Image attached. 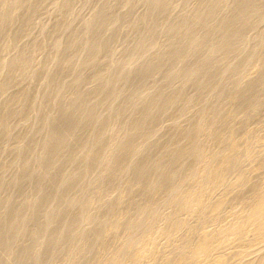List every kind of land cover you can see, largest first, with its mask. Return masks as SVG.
<instances>
[{
    "label": "rangeland",
    "instance_id": "374dc122",
    "mask_svg": "<svg viewBox=\"0 0 264 264\" xmlns=\"http://www.w3.org/2000/svg\"><path fill=\"white\" fill-rule=\"evenodd\" d=\"M59 1L63 7L59 6ZM102 1L32 0L15 13L12 11L14 0H0V16L16 17L13 24H5L0 28L3 31L0 36V180L12 182L21 162L30 158L29 153L25 155L18 149L26 145L32 133H37L36 123L49 119L55 121L64 114L69 116L71 112V115H81L97 108H100L101 114L109 106L136 100L143 92L142 97H149L148 94L155 95L161 90L168 93L173 88L177 90L183 87L187 88L184 93L188 97L203 83L215 81L216 78L220 80L225 76L227 81L232 74L236 75L235 90L223 100L221 96L220 99L213 100V103H219L222 107L220 119L207 118L210 111L204 112L202 105L195 101L189 112L177 117L182 118L181 126L196 125V143L191 154L182 151L179 163L186 159V172L174 182L170 192L157 185L158 172L149 175L141 192H138L139 186L133 171L142 161L151 159L152 153L141 151L134 157L127 153L123 160L114 162L112 157L116 146L105 136L102 141L106 142L103 149L105 157L99 159V172H95V161L81 163L86 176L85 179L78 178L75 185L91 178L95 180L101 171L108 168L111 171L106 183L112 181L118 172L121 174L120 178L109 186L104 184L97 188L88 187L87 184L83 186L81 183L78 187L82 188V192L101 196L100 199L87 200L84 208L75 207L84 220L73 227L69 219L74 212L61 211L45 236L36 231L38 221H33L30 224L31 231H28L30 234L16 242L17 249L14 248L8 262L15 261L24 241L36 238L42 239L45 246L39 255H33L31 264H40L41 261L44 264H264V85L260 83L264 74V40L258 37V31L249 30L246 42L235 46L233 53L224 57L222 63L229 69H226V74L218 72L217 77L209 74L210 76H206L208 78L190 80L188 84L177 81L181 85L184 83L183 86L175 81L167 82L168 86L163 81L160 86L162 81H158L155 84L158 88L161 87L160 91L155 85L151 89L147 87L148 91L143 88L144 90L138 89L137 92L136 89L126 88L123 90L124 94L120 93L122 96L103 94L104 98L99 93L90 91L94 83H86L82 93L92 95L93 99L88 102L92 108L86 103L77 108L65 109V113L58 109L59 113L54 106L41 104L39 96L52 80L54 59L59 55L73 57L70 47L76 48L77 44L69 40L70 36H87L86 33L81 35L82 30H77L84 21L100 19L107 28L101 36L108 38L110 44L95 53L96 60L88 64L82 74L75 73L67 77L70 87L77 81L74 80L75 77L88 82L95 72L108 74L117 61H126L128 43L136 41L134 37L139 31L137 23H140L145 10V0H111L106 14L103 18H98L94 14L96 7L106 0ZM179 2L174 1L175 4ZM30 7L35 8L34 13ZM70 8H73L72 12L69 11ZM229 9L226 8V12ZM115 13H121L122 20L112 26L108 22ZM22 17H27L28 20L25 21ZM166 23L170 25V21ZM167 28L169 27L165 25L156 28V45L151 44L141 51L142 62L153 57L156 52L154 47L161 46L163 50H168L169 39L162 33ZM93 37H90V41ZM17 56L18 61L12 62ZM138 65L139 62L134 67ZM192 83H196V87ZM244 85H247L245 88L252 87L247 99L246 95H241ZM59 94L66 95L68 100L63 99L65 104L72 102L73 94ZM41 108L43 111H40ZM171 123L173 122L165 121L164 128L170 127ZM4 126L7 129L2 135L1 128ZM168 131H163L162 135ZM79 135L82 140H86L93 133L81 131ZM93 142L94 139L91 145ZM41 148V140L34 141L31 145V150L40 152L43 160L49 161L52 158L49 156L50 150H40ZM92 148L87 152L96 155L97 148ZM36 166L37 164H32L31 170ZM42 179L43 177L36 176L31 182L36 185ZM2 194L8 193L0 192V210H6L9 205L14 204L10 200L6 201L9 205L2 201ZM8 195L14 198L16 205L22 203L21 209L31 211L28 218L34 220L31 213L37 208V204L33 194L22 195L19 190H15ZM109 203L113 205L112 212L100 211ZM61 207L58 205L54 209ZM93 219H99V222L92 231L89 227H93ZM5 236L2 235L3 238ZM49 241L51 246L47 245Z\"/></svg>",
    "mask_w": 264,
    "mask_h": 264
},
{
    "label": "bare ground",
    "instance_id": "6f19581e",
    "mask_svg": "<svg viewBox=\"0 0 264 264\" xmlns=\"http://www.w3.org/2000/svg\"><path fill=\"white\" fill-rule=\"evenodd\" d=\"M174 1L145 0V10L140 23H137L139 31L134 37L136 41L128 43L126 48V61H117L115 67H112L108 74L104 72L93 73L88 82L80 77H75L74 80L77 81L70 87L67 77L75 73L82 74L88 64L96 60L95 53L100 49L107 48L110 44L108 38L101 36L107 28L100 19L84 21L77 30H82L81 35L86 33L87 36H82V38L79 34L70 36L69 40L77 44L76 48L70 47L73 57H61L59 55L54 59L55 67L52 80L41 91L39 102L64 111L65 109L77 108L80 105L83 106L86 103L88 105V102H91L92 95L82 93V88L85 87L86 83H94L90 91H95L100 96L103 94L115 96L122 92L124 94L123 90L126 88L136 89L138 92V89L142 90L147 87L151 89L153 85L157 87L158 81H162L159 83L161 86L163 81L164 84L169 81L170 83L182 81L188 84L190 80L202 79L209 74L217 77L218 72H225L228 68L222 63L224 57L232 54L235 46L246 42L248 38L246 33L249 30L258 31V37L264 40V0H179V4H175ZM14 2L12 11L17 13L18 8L30 4L32 0H14ZM110 2L111 0H106L102 5L97 6L94 16L103 18L110 7ZM58 4L63 7L61 1ZM30 8L31 12L34 13L35 8ZM226 8H230L229 11L226 12ZM69 11L72 12L73 8H70ZM21 19L28 20L27 17ZM121 20L122 14L115 13L110 17L108 24L113 26ZM14 21H16L14 15L0 16V28L5 24L11 25ZM166 21H170L169 26ZM160 25L169 27L162 32L169 39V48L165 51L161 46L154 47L156 52L153 57L142 62L141 51L151 44L156 45L158 37L156 28ZM2 34L3 31L0 30V36ZM92 36H94L93 40L90 41ZM64 49L68 50L69 48ZM18 58L19 56L11 61L17 62ZM134 62H139V65L134 67L137 64ZM229 76L227 81H225L226 76L225 79L220 80H216L215 77V81L199 85L200 87L193 91L194 94L188 97L184 93L187 88L183 89L182 87L175 90L170 85L173 91L165 93L161 92L164 90L160 91L161 87H157L160 91L159 93L156 90L158 94L147 93L150 95L149 97L147 95V97H142L144 92L142 94L139 91L141 95L138 96L139 98L136 97V100H128L119 105L109 106L101 114L99 113L100 108L95 106L98 110H90L92 107L88 105L90 111L83 112L81 115H71V112L69 116L64 114L65 117L57 118L55 121L49 119L44 122L40 121V124L36 123L35 130L37 133H32L26 145L18 149L25 155L29 153L30 158H25L21 162L18 170L14 173L15 179L12 182L0 180V192L4 191L11 194L13 191L19 190L22 195L31 193L35 196L37 208L31 213L34 220L28 218L31 211L21 209L22 203L16 205L17 202L11 195L2 194V201L7 203L6 201L10 200L14 205L7 203L9 205L7 209L0 210V264H31L33 255L37 256L44 250L45 242H42V239L35 238L24 241L15 261L13 263L8 262L14 248L17 249L16 242L30 234L28 231H31L30 224L33 221H38L36 231L44 235L61 211L66 213L72 210L74 212L72 218L69 219V223L72 222L73 227L84 220L79 211L75 210V207L82 206L84 208L87 200L100 199L101 196L100 194L82 192V188L78 187L82 182L78 186L75 183L78 178L85 179L86 176V172L82 171L81 163L95 161L97 163L95 172H99L101 166L99 159L105 157L103 149L106 147V142L102 143L105 136L116 146V152L112 157L114 162L123 160L127 153H131L133 157L141 151L152 153L151 159L142 161L133 171L134 179L139 186L138 192H141L143 183L145 184L146 179L154 172H158L157 185L164 188L166 192H170L174 182L186 172V159H182L179 163L182 151L191 154L192 147L196 143L195 134L197 130L194 127L196 125L181 126L182 118L177 117L184 116L189 112L195 101L202 105L204 112L210 111L211 114L209 113L207 118L220 119L222 107L219 103L213 102L215 99H220V96L223 100L235 90L236 75ZM202 82L205 81L202 80ZM260 83L264 85V74ZM195 84L192 83V85ZM245 86L247 85L241 89V95H246L247 99L252 87L245 88ZM252 86L255 85L252 84ZM153 89L155 88L153 87ZM134 91L132 92L134 93ZM54 92L56 94H53ZM59 92L73 94L72 102L68 101L69 104H65L63 99H67V97L64 94H59ZM121 96L119 97L121 98ZM102 97L104 98V96ZM125 97L127 100L126 95ZM40 111H43L42 108ZM72 111L74 110L72 109ZM165 121H172L173 123L171 126L169 125L170 127L164 128ZM1 129V134L4 135L7 128L4 126ZM167 129L169 131L163 136L162 132ZM81 131L93 133L91 138L94 139V142L92 145L91 138L82 140L79 135ZM39 140L42 143L40 150H50L49 156L52 158L47 162L43 160L40 152L36 153L31 150L32 143ZM168 145H171L170 149ZM92 147L97 148L96 155H90V152H87V150H93ZM32 164H37L33 170H31ZM110 171L111 168L101 171L100 176L95 180L91 178L87 182H83L82 185L86 186L87 184L88 187L94 188L104 184V186H109L121 176L118 172L112 181L106 183ZM36 176H41L43 179L40 183L33 185L31 180ZM26 181L28 182L26 183ZM58 205L62 207L54 209ZM112 209L113 205L109 203L105 204L100 211L112 212ZM98 222L99 219L91 220L93 227H89V229L95 230L97 228L95 225ZM3 234L6 235L4 238L2 237ZM82 236L90 238V236ZM97 237L98 235L94 236V238ZM47 245L51 246L50 241ZM84 250H86L85 247ZM40 264H44V262L41 261Z\"/></svg>",
    "mask_w": 264,
    "mask_h": 264
}]
</instances>
